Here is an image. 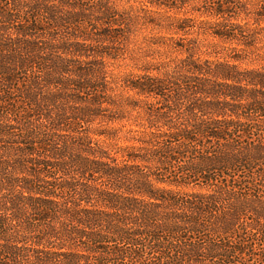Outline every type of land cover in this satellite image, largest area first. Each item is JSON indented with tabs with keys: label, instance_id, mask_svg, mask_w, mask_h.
<instances>
[{
	"label": "trees",
	"instance_id": "trees-1",
	"mask_svg": "<svg viewBox=\"0 0 264 264\" xmlns=\"http://www.w3.org/2000/svg\"><path fill=\"white\" fill-rule=\"evenodd\" d=\"M244 1L208 0L213 18L196 24L167 14L175 32H195L171 41L180 55L121 74L107 60L130 26L117 13L111 38L97 37L86 22L100 9L0 0V264L264 255V65L240 64Z\"/></svg>",
	"mask_w": 264,
	"mask_h": 264
},
{
	"label": "rangeland",
	"instance_id": "rangeland-1",
	"mask_svg": "<svg viewBox=\"0 0 264 264\" xmlns=\"http://www.w3.org/2000/svg\"><path fill=\"white\" fill-rule=\"evenodd\" d=\"M78 3L84 4L94 8L93 10L100 9L104 11L105 19L97 23L86 22V27L89 32H94L97 37H100V33L103 30L109 31L104 37L111 38L113 35L112 28L108 25L110 18L113 17V13H117L121 16L123 21L121 24H130L128 27V34L125 37L124 34L119 39L113 36L118 41L116 50L118 53L116 59H107L109 68L113 73H124L127 70L136 72L137 69L132 68L133 64L146 59H159L164 54L170 57L180 55L177 53L171 45V41L174 38L178 41H185L192 37L195 33L193 30L188 31L185 34L175 32L172 29V22L167 19V14H173L176 16H186L190 18V23L196 24L199 19H212L211 13H205L207 10L208 0H165L169 5L174 6V9H167L162 5L148 4L146 0H74ZM164 1V0H160ZM246 12H238L236 14L237 20L240 22L247 21L246 27L250 28L252 36L247 38L249 43L244 51L243 61L241 66L256 67L264 65V0H245ZM259 3L262 4V8H259ZM204 12V13H203ZM97 13H94V16ZM115 16V15H114ZM119 23V22H116ZM121 24L113 25V27L121 28ZM112 30V31H111ZM115 34V33H114ZM156 35H163L165 38L156 39ZM200 36V35H198ZM178 38V39H177ZM171 39V40H170ZM208 43L209 40L204 38ZM156 40L160 43H156ZM203 40V43L206 42ZM201 42V40H200ZM220 43V44H219ZM218 47L215 50L221 51V46H234L235 49L241 48V45L233 42H219ZM201 54H207L210 49L201 48ZM233 53L239 51H232ZM149 55V56H148ZM212 56V53H210ZM125 124V120L123 121ZM128 128V124L122 126V132L120 135H125L123 130ZM117 143L124 144L126 140L120 138ZM235 237V236H234ZM229 241V240H228ZM264 255L260 257H247L249 264H264ZM239 259L238 257H234Z\"/></svg>",
	"mask_w": 264,
	"mask_h": 264
}]
</instances>
